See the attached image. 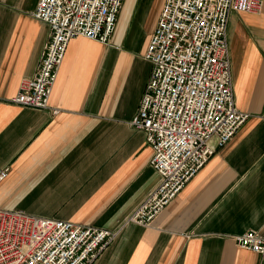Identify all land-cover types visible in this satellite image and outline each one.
I'll return each instance as SVG.
<instances>
[{
  "label": "crops",
  "instance_id": "1",
  "mask_svg": "<svg viewBox=\"0 0 264 264\" xmlns=\"http://www.w3.org/2000/svg\"><path fill=\"white\" fill-rule=\"evenodd\" d=\"M38 1L0 0V208L118 231L93 264H260L235 236H264V0L227 27L235 102L250 118L149 226L128 218L160 175L130 122L166 0H124L108 43L73 38L46 109L9 101L50 39Z\"/></svg>",
  "mask_w": 264,
  "mask_h": 264
},
{
  "label": "built area",
  "instance_id": "2",
  "mask_svg": "<svg viewBox=\"0 0 264 264\" xmlns=\"http://www.w3.org/2000/svg\"><path fill=\"white\" fill-rule=\"evenodd\" d=\"M123 3L39 0L33 16L49 24L50 39L35 75L23 77L9 101L48 108L69 42L83 36L108 43ZM262 7V0H166L145 54L153 65L151 76L130 122L145 132L160 182L129 222L149 226L250 118L235 102L227 27L233 12L257 13ZM117 234L0 208V264H93ZM235 240L264 264V236L250 229Z\"/></svg>",
  "mask_w": 264,
  "mask_h": 264
}]
</instances>
